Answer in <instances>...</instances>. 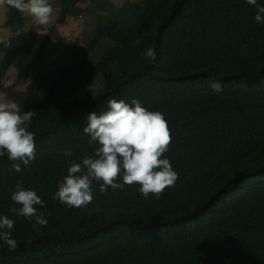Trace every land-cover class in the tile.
Listing matches in <instances>:
<instances>
[{
    "label": "trees",
    "instance_id": "obj_1",
    "mask_svg": "<svg viewBox=\"0 0 264 264\" xmlns=\"http://www.w3.org/2000/svg\"><path fill=\"white\" fill-rule=\"evenodd\" d=\"M87 1L60 0L57 25ZM257 6L264 0H141L130 8L129 28L109 20L89 45L69 47L63 81L44 68L50 31L19 75L46 93L25 112L36 113L28 126L35 156L26 166L0 157V217L14 221L18 242L8 251L0 241V264H264V23L255 21ZM4 27L12 36L0 41V91L15 57L38 40L25 13L10 6ZM104 39L113 45L91 66ZM148 48L154 62L142 55ZM100 76L105 90L94 95L89 87ZM213 82L223 91L213 92ZM110 99L163 114L171 143L162 158L178 179L147 198L138 184L102 193V181H94L86 207L61 204L55 192L71 162L99 146L83 131L87 116L107 111ZM18 181L45 204L36 208L47 226L10 211L20 207L11 200Z\"/></svg>",
    "mask_w": 264,
    "mask_h": 264
},
{
    "label": "clouds",
    "instance_id": "obj_2",
    "mask_svg": "<svg viewBox=\"0 0 264 264\" xmlns=\"http://www.w3.org/2000/svg\"><path fill=\"white\" fill-rule=\"evenodd\" d=\"M249 5H257V0H246ZM21 13L32 16L40 25L51 22L53 7L49 0H0ZM257 23H264V6H257ZM136 44L139 41L135 42ZM135 46V45H134ZM146 58L156 59L154 49L142 53ZM213 92L223 91L219 82L210 84ZM36 113H24L13 101L0 100V157L7 155L9 160L20 161L25 166L36 152L34 133L28 131ZM87 126L83 131L90 136L89 143L98 142L94 155H85L81 161H72L68 174L58 183L55 198L69 207H86L93 200V182H101L100 191L108 188L122 189L125 185L138 184L140 193L147 198L150 194L159 196L167 187L174 186L178 179L169 159L162 158L171 143L168 124L159 111H149L139 101L131 105L124 100L110 99L108 110L97 114L89 113ZM71 150H64V157H71ZM16 172L20 164H14ZM123 183H118L121 177ZM11 200L19 205L10 211L35 223L47 226L44 214H37L36 206H45L33 190H24L18 181ZM14 221L7 216L0 217V241L7 245L8 251L18 247L12 238Z\"/></svg>",
    "mask_w": 264,
    "mask_h": 264
},
{
    "label": "rangeland",
    "instance_id": "obj_3",
    "mask_svg": "<svg viewBox=\"0 0 264 264\" xmlns=\"http://www.w3.org/2000/svg\"><path fill=\"white\" fill-rule=\"evenodd\" d=\"M54 11L51 22L46 25L38 24L35 19L25 13L27 28L35 29L38 40L30 54H19L15 57L11 68L4 80L5 91H0V100L5 99L15 102L22 112H26L30 106L46 97L43 90L30 87L27 79L19 80V75L38 55L43 41L50 31L53 38L46 49L44 68L54 70L57 78L63 81L67 75V69L62 66L67 59L69 47L76 41L82 45H89L95 38L99 27L104 26L109 20L117 21L122 28H129L132 24L133 13L130 8L139 4L141 0H88L79 5L69 16L64 25H57L60 17V0H49ZM7 21V5H0V41L12 36V30L5 28ZM113 44L104 39L95 49L91 66H93ZM0 60L2 53L0 52ZM94 95H100L105 90L104 79L100 76L89 87Z\"/></svg>",
    "mask_w": 264,
    "mask_h": 264
},
{
    "label": "bare ground",
    "instance_id": "obj_4",
    "mask_svg": "<svg viewBox=\"0 0 264 264\" xmlns=\"http://www.w3.org/2000/svg\"><path fill=\"white\" fill-rule=\"evenodd\" d=\"M5 91V90H4Z\"/></svg>",
    "mask_w": 264,
    "mask_h": 264
}]
</instances>
